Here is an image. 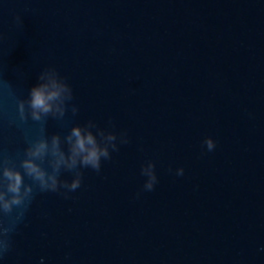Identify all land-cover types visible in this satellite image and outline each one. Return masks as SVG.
Returning <instances> with one entry per match:
<instances>
[{
	"label": "clouds",
	"instance_id": "obj_1",
	"mask_svg": "<svg viewBox=\"0 0 264 264\" xmlns=\"http://www.w3.org/2000/svg\"><path fill=\"white\" fill-rule=\"evenodd\" d=\"M17 19L19 20V17ZM45 77L47 82L37 83L30 88L27 102L23 99L17 102L19 118L22 122H26L29 115L33 121L37 122L43 121L49 114L60 118L65 115L66 102L73 98L72 88L54 67L46 68L39 74L38 79L44 80ZM71 110L75 115L78 108L73 105ZM95 127L92 121L84 126L74 125L64 138L68 146L67 153L61 147L59 134H53L50 141L43 135L31 141L25 149V158L20 161V169H23V172L7 158L0 161V213L11 217L14 209L16 210L15 217L7 225L0 224V257L10 251V234L23 218L33 199V184H26L25 176L30 178L41 192H57L60 188L66 189L64 195L67 198L69 192L81 186L83 173L80 169L91 168L99 173L102 158L108 160L111 158L110 149L118 150L117 134L99 128L94 134L92 129ZM41 131L43 132V129ZM119 140L122 144L128 143L127 133H120ZM203 144L209 152L216 147V142L211 137L205 138ZM49 156L51 159L48 163L51 171L42 166L45 157ZM61 169L74 173L71 182L60 179ZM141 174L147 177L143 190L152 191L157 183L155 164L149 161L142 165ZM175 174L182 176L183 167L177 168ZM40 264H44L43 258Z\"/></svg>",
	"mask_w": 264,
	"mask_h": 264
}]
</instances>
